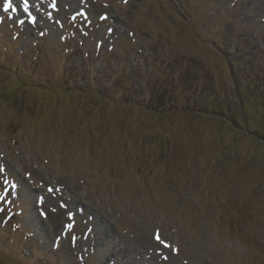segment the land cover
Here are the masks:
<instances>
[{"label": "rangeland", "instance_id": "rangeland-1", "mask_svg": "<svg viewBox=\"0 0 264 264\" xmlns=\"http://www.w3.org/2000/svg\"><path fill=\"white\" fill-rule=\"evenodd\" d=\"M5 2L0 264H264V0Z\"/></svg>", "mask_w": 264, "mask_h": 264}, {"label": "trees", "instance_id": "trees-1", "mask_svg": "<svg viewBox=\"0 0 264 264\" xmlns=\"http://www.w3.org/2000/svg\"><path fill=\"white\" fill-rule=\"evenodd\" d=\"M261 84V82L259 83ZM237 98H238V105H239V110L238 111H232V115L235 117V119L237 118V116H241L245 121L247 119V116H248V119L250 120V117H249V113L250 111H254L255 113H257L256 109H255V105L253 104V101L251 100L252 96L250 95V97L247 96V92L250 91V93H261V90H262V85H255V82H251V81H248L246 83H239V81H237ZM255 86V88H254ZM220 99V98H219ZM221 100V99H220ZM222 102V101H221ZM126 103H130L129 101H126ZM230 102L229 100L227 101H223L222 102V107L224 108L227 107L229 108L230 106ZM138 106L141 107V105L138 104ZM237 126V129H240V130H243L242 126L240 124H236ZM257 133V134H256ZM255 134V138H260L259 136H263L261 137L262 139H264V134L263 133H259V132H256ZM261 134V135H259ZM260 140V139H259Z\"/></svg>", "mask_w": 264, "mask_h": 264}, {"label": "snow or ice", "instance_id": "snow-or-ice-1", "mask_svg": "<svg viewBox=\"0 0 264 264\" xmlns=\"http://www.w3.org/2000/svg\"><path fill=\"white\" fill-rule=\"evenodd\" d=\"M125 2H126V0H125ZM53 6H55V5H53ZM23 7H24L25 11H28V0H24ZM3 10H4V12H8L9 10L16 11V8L13 7L12 0H6V2L3 5ZM33 22H35L34 18H33ZM21 23H23V21H21ZM109 31H111V29H109ZM42 215H43V213H42ZM157 239L159 240V236H157ZM160 242L163 243V241H160Z\"/></svg>", "mask_w": 264, "mask_h": 264}]
</instances>
